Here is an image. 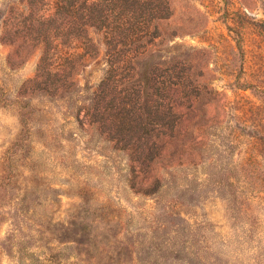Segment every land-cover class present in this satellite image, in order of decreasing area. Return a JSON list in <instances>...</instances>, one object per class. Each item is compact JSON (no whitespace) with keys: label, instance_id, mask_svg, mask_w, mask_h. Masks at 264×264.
<instances>
[{"label":"rangeland","instance_id":"374dc122","mask_svg":"<svg viewBox=\"0 0 264 264\" xmlns=\"http://www.w3.org/2000/svg\"><path fill=\"white\" fill-rule=\"evenodd\" d=\"M0 264H264V0H0Z\"/></svg>","mask_w":264,"mask_h":264}]
</instances>
